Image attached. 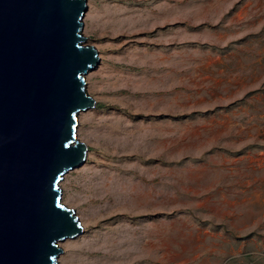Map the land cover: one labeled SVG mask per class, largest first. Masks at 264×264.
<instances>
[{"label":"rangeland","instance_id":"1","mask_svg":"<svg viewBox=\"0 0 264 264\" xmlns=\"http://www.w3.org/2000/svg\"><path fill=\"white\" fill-rule=\"evenodd\" d=\"M58 264H264V0H88Z\"/></svg>","mask_w":264,"mask_h":264},{"label":"water","instance_id":"2","mask_svg":"<svg viewBox=\"0 0 264 264\" xmlns=\"http://www.w3.org/2000/svg\"><path fill=\"white\" fill-rule=\"evenodd\" d=\"M88 0H0V264H58L84 232L60 181L84 165L78 115L101 61L83 35Z\"/></svg>","mask_w":264,"mask_h":264}]
</instances>
